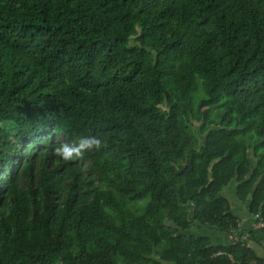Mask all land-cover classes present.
<instances>
[{
    "label": "trees",
    "instance_id": "1",
    "mask_svg": "<svg viewBox=\"0 0 264 264\" xmlns=\"http://www.w3.org/2000/svg\"><path fill=\"white\" fill-rule=\"evenodd\" d=\"M233 183L264 222V0H0V264H264Z\"/></svg>",
    "mask_w": 264,
    "mask_h": 264
},
{
    "label": "crops",
    "instance_id": "2",
    "mask_svg": "<svg viewBox=\"0 0 264 264\" xmlns=\"http://www.w3.org/2000/svg\"><path fill=\"white\" fill-rule=\"evenodd\" d=\"M235 183L231 184L225 191V195L229 198L232 203V210L234 211L235 215H237L240 219L239 229L246 230L250 229L252 226L253 218L247 213V206L239 203L236 199V195L234 192ZM197 231L193 230V232ZM206 234V236L210 237L215 244H226L231 241L229 235L223 232L218 231H202ZM258 242V243H257ZM257 250L258 255L264 257V233L260 232L257 235V241L252 244V247Z\"/></svg>",
    "mask_w": 264,
    "mask_h": 264
},
{
    "label": "clouds",
    "instance_id": "3",
    "mask_svg": "<svg viewBox=\"0 0 264 264\" xmlns=\"http://www.w3.org/2000/svg\"><path fill=\"white\" fill-rule=\"evenodd\" d=\"M104 147L102 140L98 136L79 137L72 143H59L53 149L54 155L64 162L81 159L91 151H99Z\"/></svg>",
    "mask_w": 264,
    "mask_h": 264
},
{
    "label": "built area",
    "instance_id": "4",
    "mask_svg": "<svg viewBox=\"0 0 264 264\" xmlns=\"http://www.w3.org/2000/svg\"><path fill=\"white\" fill-rule=\"evenodd\" d=\"M257 216V215H256ZM252 229L255 230H264V222H253L252 223ZM249 231H242L239 228L237 230H235L232 234H229V238L233 241V242H238L240 240H247V242L249 243V246H252V242L250 240H248L249 238ZM221 254V252H218L217 255ZM250 264H254V261H251Z\"/></svg>",
    "mask_w": 264,
    "mask_h": 264
},
{
    "label": "rangeland",
    "instance_id": "5",
    "mask_svg": "<svg viewBox=\"0 0 264 264\" xmlns=\"http://www.w3.org/2000/svg\"><path fill=\"white\" fill-rule=\"evenodd\" d=\"M206 231H208V230L206 229Z\"/></svg>",
    "mask_w": 264,
    "mask_h": 264
}]
</instances>
